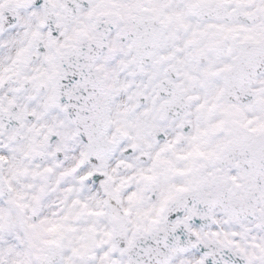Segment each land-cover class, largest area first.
Masks as SVG:
<instances>
[{
    "label": "snow or ice",
    "instance_id": "6c2138e0",
    "mask_svg": "<svg viewBox=\"0 0 264 264\" xmlns=\"http://www.w3.org/2000/svg\"><path fill=\"white\" fill-rule=\"evenodd\" d=\"M0 264H264V0H0Z\"/></svg>",
    "mask_w": 264,
    "mask_h": 264
}]
</instances>
